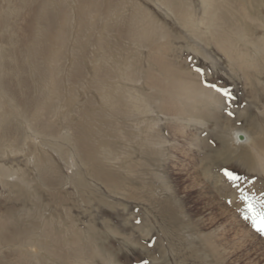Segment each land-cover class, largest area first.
Instances as JSON below:
<instances>
[{"label": "rangeland", "instance_id": "obj_1", "mask_svg": "<svg viewBox=\"0 0 264 264\" xmlns=\"http://www.w3.org/2000/svg\"><path fill=\"white\" fill-rule=\"evenodd\" d=\"M43 1L48 6L53 3L52 11L48 7L46 14L54 21H50L52 31L65 30L60 56L63 58L56 62L61 69L60 77L54 84L50 78V82L39 80V72L33 67L35 62L28 56L33 50L24 49L30 36L28 26L33 24ZM84 1L85 12L80 21L79 0H0V49L4 54L0 85L14 93L17 100L15 104L5 102L6 96L0 91V225L23 233L17 242L7 245L0 241V264H264V235L244 219L246 209L240 199L241 190L257 204L264 199V167L251 149L237 146L230 135L232 127L250 129L248 132L253 134L260 132V126L264 135V64L257 61L252 66L234 65L210 42L206 44L196 33L198 39L195 38L190 27H185L173 11L161 5L163 0H111L118 8L112 9L110 16H105L107 0H96L95 7ZM133 1L141 10L151 13L167 32L174 63L187 69L200 85L213 90L221 101L220 107L212 110L210 119L203 115L207 118L205 125L184 124L189 136L194 137L193 146L175 137L169 120L161 116L160 136L167 143L156 157L140 156L138 144L145 127L139 122L142 116L134 121L110 117L118 120L119 126L109 125L103 113L109 110L102 106L94 86L97 77L94 63L103 64L104 60L106 66L103 65L112 71L121 57L128 61L137 58L134 68L140 69V55L108 49L117 37L103 27L118 25L114 22L118 9L123 5L121 11L131 12ZM219 2L223 4L222 0ZM185 3L194 17L203 16L201 0ZM227 3L222 5L223 15L230 18L225 23L240 26L248 41L264 40V0H227ZM226 7L230 9L225 10ZM237 11H245V18L239 17ZM80 22L86 24L82 26ZM195 27L196 32L206 30L202 24ZM103 41L110 51H103ZM80 46L85 47L83 55L78 51ZM241 46L255 59L256 49L243 41ZM140 50L144 60L147 50ZM19 51L24 53L23 57L18 55ZM51 51L45 55L48 57H42L40 72L50 73L53 68ZM72 54L81 63V77L70 82L67 76L77 68L71 62ZM18 56L21 63L17 62ZM19 66L25 69L23 74L17 73ZM246 68L247 72L242 73ZM123 85L138 92L144 89L143 93L150 90L143 82L127 81ZM36 98L44 102L34 110ZM52 104L58 109L55 113L46 109ZM35 118L39 122H53L60 131L66 122L75 127L80 123L88 125L86 129L91 130L90 136L98 144L99 129L109 145L101 146L109 160L107 164L125 178L124 182L109 190L84 174L90 184L75 187L71 183L72 173L77 167L84 170V166L69 144L62 148L71 155L66 150L65 159L50 145L42 144L44 137L33 132ZM71 131L70 128L66 133ZM44 167L49 169L47 179L55 184L53 189L41 182L39 169ZM225 171L239 179L230 181ZM166 202L170 211L163 210ZM74 241L86 253L81 262L71 258ZM24 254L26 259H22ZM62 254L69 258H60Z\"/></svg>", "mask_w": 264, "mask_h": 264}, {"label": "bare ground", "instance_id": "obj_2", "mask_svg": "<svg viewBox=\"0 0 264 264\" xmlns=\"http://www.w3.org/2000/svg\"><path fill=\"white\" fill-rule=\"evenodd\" d=\"M83 1L84 0H79V5L77 6V13H78L77 15L80 21L83 20V14L85 12L84 11L85 7L82 4ZM85 1L90 5L91 4L94 5L95 7L94 2H96V0H85ZM119 1H123V0H119ZM185 1L186 0H163L161 5H164L165 6L164 8L167 11L169 10L173 11V14H175L179 22L183 23L185 27H190L191 33L195 38L198 39V37H196L195 35L196 33L197 35H199V39L205 40L206 44L210 42L217 49L221 50L228 57V59H230V61L234 63V65L252 66V65H256L257 61L264 64V40L262 38H258L257 40L252 39L248 41L247 39H245L246 35L244 34L245 33L244 30L239 28L240 26L238 27L237 25L235 27H230L225 23V21L230 20V18H225L226 15H223L222 12L223 10L222 8H224L223 6L226 5L227 0H222L223 4H221L219 0H201L204 6V10H203V16H201L200 18L194 17V14L188 9V6L185 3ZM41 4L42 6L40 7L39 12L36 15L34 14L35 16L33 17L34 19L32 20L33 24L28 26L29 32L28 30L27 32L28 35L30 36L29 38L26 39L27 41L25 42L24 49L33 50L32 54L29 53L28 56H30L29 58L31 59V61L33 60V62H35L33 67L39 72L38 73L39 80L48 81L49 80L48 78H50V81H52V84H54V82H56L60 77L59 74L61 69L59 66H57L56 62L59 58L60 59L63 58L60 56H62L63 54V47L65 43V37H64L65 30H56L54 32L52 31V28H50L51 20L49 19V16H47L46 14L48 13L47 11L48 7L51 10V6L53 3L49 2L51 6H48V4L45 2L44 4L43 3ZM107 4L106 5L108 10L106 11L105 16H110L111 10L118 7L116 6L114 7V4L111 3V0H107ZM136 5H137L136 2L132 3L131 6L132 11L131 12L128 11L127 13L125 11H124L125 13L121 11V8L123 6L122 5L118 9L114 21L116 22L115 24L118 25H115V27L112 28V26H110L109 24L106 25L104 24L103 27L105 31L109 33L115 32L114 37H117V40L113 39L114 41H112L114 42V44H112V42H111L112 45L107 43L108 45H110L107 47L111 51H116L122 54H129V55L135 53V55H140V57L142 58L143 57L141 56L142 49L140 50V48H144L147 50L144 60H141V58L137 56L138 59L140 58L139 61L140 69L134 68L135 65H137V62H135L137 58H133V59L131 58L130 61H128L127 60L128 58L125 59L121 57L117 63L115 62L116 67H114L112 71H110L109 68L105 67L106 61L104 60H103V64L105 66L103 64L94 63L93 66H95L94 69L96 70L97 73V77L95 78L96 80L94 81V86L102 106L107 107V109L109 110L108 112L103 111V113L106 114L105 122L108 121L107 123L109 125H112V123L113 124L117 123V126H119L118 124L119 122H117L118 120H111L109 119L110 117L113 118L119 117L122 119V121L126 119H132L134 121L138 119L140 116H142L143 119L142 121L139 120V122L144 124L145 127L143 129L140 126L143 130L142 133L143 135H141L142 137L140 138V142L138 144V146H140L141 148L140 149L141 154L140 153L138 154H140V156L143 155L145 157L148 155L152 157L153 156L156 157L158 156L157 154H159L162 151L161 147L165 146V144L167 143V141L160 136L159 124L162 122L161 116H163L165 120L166 119L169 120L170 128L174 129L176 132V133H172L176 135L175 137L178 136L180 137L181 140L186 141L188 145L193 146V144H195L194 137L192 138L191 136H189V133L186 132V128L184 124L196 123L199 125H205V123L207 122L206 119L207 118L210 119L212 117L211 114L212 110L218 109L220 107L221 101L213 90L203 87L204 86L203 84H201L202 85L201 86L200 83L196 80V78L192 76V74L189 71H187V69L182 68V66H179L178 63L176 64L174 63L173 60L174 57H172L171 54L169 53L170 49H172V45L170 40L168 39L167 32L164 30L163 26L159 23V21H157L152 16L151 13L149 12L147 13L146 11L141 10L140 7ZM189 5L191 6L192 4L189 3ZM210 7L212 8V10H210ZM227 9H230V7L225 8V10ZM237 12L240 15L239 17H242L243 19L245 18V14H244L245 11L244 12L237 11ZM233 16L235 17V15ZM54 18L57 17L54 15ZM51 22L54 23V21ZM80 23L83 26L84 22L83 23L80 22ZM38 24L39 25L41 24V26L36 28ZM84 24H86V22ZM195 24L197 26L199 24L204 25L206 30L204 31L199 30V32H196L198 29L195 27L196 26ZM242 41L248 43L251 47L256 49L254 52L256 56L254 57L255 59L251 58L248 51L244 50V48L241 46ZM103 44H104V48H103L104 51L106 49L105 46L106 44L104 41ZM82 47L83 46H80V48H78V51L80 49V53L83 55L84 53L83 51H85L83 49H85V47L83 49ZM43 48L45 49V52H43L44 50L42 51ZM50 50H52L51 52L53 53V54L51 53L53 57V59L51 60L54 66L49 71L50 73H45L44 71L40 72L39 71V68H41L40 61L42 60V57H48L45 55H48V52ZM23 54H24L23 52L19 51L18 55H21V57H23L24 56ZM3 56L4 54L0 49V77L2 74L1 68H2ZM72 56L73 59L71 62L74 65L76 64L75 66L77 68L73 73L70 72L68 74L67 79L70 82L72 80L77 81L81 77L80 67H79L81 63L79 62V58L78 56H76V54L75 55L72 54ZM18 58L19 61L17 62L21 63L22 59L20 61L19 56ZM112 58L115 59V57ZM34 59H36L37 62ZM114 61L115 60H113L112 62ZM134 62L136 64H134ZM143 64L145 67H143ZM45 66L46 65H44V67ZM139 67L137 66V68ZM18 70L19 71L17 73L19 74H23L25 72V69H20V66L18 67ZM244 70L245 72H247L248 68L243 69L242 73H244ZM258 73H261V71H258ZM115 80H117V82L113 83V81ZM127 81L128 83L132 82L134 84L143 82L145 83L146 86L149 87L150 90L147 93L142 92L144 89H142L141 92L140 90L138 92L137 91L138 89L136 90L133 89V87H128L129 85H127V87L126 85H123V83ZM0 87H1L0 91L4 93L6 96L5 102L9 104L17 103V100L15 99L16 96L14 97L15 95L14 93H12L11 91L9 92L7 90H4L5 86L4 85L2 86V84L0 85ZM35 100L37 101L33 102L32 104L33 105L32 109L34 110L41 108L42 102H44L39 98H36ZM152 102L155 103L156 105L155 108H153V105L151 104ZM260 106L262 107L263 105ZM46 109L52 113H55L58 110L56 105L53 104L49 105L48 107L46 106ZM59 109H61V107ZM203 115L207 116V118H205ZM262 120H263L262 123L264 125V118ZM137 121L135 122L138 123ZM52 123L53 122H43V120L39 122L36 119V125L34 127L33 132L37 135H41L42 137H44L43 139L40 138L41 140H43L42 144L50 145L51 146L50 148L51 149L53 148L55 151H57L60 154V157L63 156L64 159L67 149L63 151L62 150V148H64L63 146H65V144H69L71 146V149L77 155V159L79 163L82 164V166H84L83 168L84 170L80 171V169L77 167L72 173L73 181H71V183L75 187L76 186L84 187L90 184V182L87 181L84 174L88 175L91 178V180L103 185L109 190H111V188L120 187V183L122 181L124 182L125 178L119 172H113L109 168V165L107 164L109 160L107 157L104 156V153L102 152V148H101V146H109V145H106L99 129L97 130V134H99V137L101 138L100 144H98L99 141L97 143L93 142L90 136L91 130L86 129L88 125L84 126V124H82V126H80L81 125L80 123L78 127H75L72 126L70 123L66 122V124L63 125L64 129L60 131V130H56L55 129L56 127L53 126L54 124ZM132 124L134 125V123ZM216 126L217 123L215 124V127ZM70 128L73 130L71 131L72 133L69 134L66 133L67 130H69ZM260 128L261 129L258 130H260L261 133L257 132L251 134L250 132H248L250 129L247 131L243 128L232 127L230 133L232 139L231 138L230 139L231 141L233 140V142H235L234 144H237V146L239 147L243 146V149L244 148L251 149L255 154L256 160L259 161L260 166L264 167V150H263L264 135H262L263 129L261 126ZM239 134L243 136L241 139L238 137ZM97 136L98 135H96V138ZM136 139L138 140V138ZM67 155H69V153ZM111 166L113 165L111 164ZM128 166H132V165L129 164ZM39 172H40V176H42V180H41L42 184L46 185L50 189L51 188L53 189L54 187L53 185L55 184H53L51 180L47 179L49 174V169L47 167L40 168ZM23 184L25 185L24 182ZM170 207H168V202H166L164 203L163 210L166 209L170 211L171 210ZM176 221L175 224H177ZM44 225L45 222L43 226ZM77 229H79V227ZM80 231H82V228ZM75 232L76 231H74V233ZM75 234L78 235V233ZM79 234H81V232ZM22 235L23 233H21L17 229L9 228L8 226H5V224L4 226L0 225V241L7 245L10 243L17 242L19 237L21 238ZM73 238L75 237H72V239ZM71 251L73 252V257L71 258H73L76 262H81L86 258L85 257L86 253L84 252L83 248L80 245H78V242L76 241H74L73 244L71 245ZM93 251H94V255L95 254L97 255V251L94 249ZM60 258L66 259L69 257L62 254V257ZM22 259H26L25 254L22 255Z\"/></svg>", "mask_w": 264, "mask_h": 264}, {"label": "snow or ice", "instance_id": "obj_3", "mask_svg": "<svg viewBox=\"0 0 264 264\" xmlns=\"http://www.w3.org/2000/svg\"><path fill=\"white\" fill-rule=\"evenodd\" d=\"M225 94L227 95V93ZM224 174L230 181L234 182L239 179L232 172L225 171ZM240 199L245 204L246 211L244 212V219L251 222V226L256 232L264 235V199H261L257 204L254 198L246 194L243 190L240 192Z\"/></svg>", "mask_w": 264, "mask_h": 264}, {"label": "water", "instance_id": "obj_4", "mask_svg": "<svg viewBox=\"0 0 264 264\" xmlns=\"http://www.w3.org/2000/svg\"><path fill=\"white\" fill-rule=\"evenodd\" d=\"M240 139L243 137L241 134H239V136H238Z\"/></svg>", "mask_w": 264, "mask_h": 264}]
</instances>
